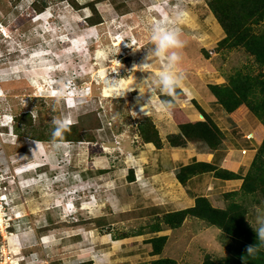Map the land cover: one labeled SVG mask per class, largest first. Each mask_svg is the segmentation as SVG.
Here are the masks:
<instances>
[{"label": "rangeland", "instance_id": "374dc122", "mask_svg": "<svg viewBox=\"0 0 264 264\" xmlns=\"http://www.w3.org/2000/svg\"><path fill=\"white\" fill-rule=\"evenodd\" d=\"M44 1L38 14L34 4L41 8ZM76 1L84 8L73 9L65 0H0V71L17 68L11 79L0 81V264H151L161 258L201 264L206 256H226L227 238L197 219L150 232L156 217L192 207L191 193L223 207V194L241 186V180L217 181L211 174L187 187L175 179L191 150L201 147L170 148L166 136L176 127L170 112L157 111L163 93L157 89L148 103L147 90L155 87L161 68L158 60L140 68L152 48V0H127L117 9L112 0ZM180 2L187 15L177 21L185 42L178 70L187 92L176 106L193 122L203 120L193 101L209 115L225 135L216 153L219 162L227 154L222 162L228 166H220L244 175L257 148L252 137L259 123L250 113L230 123L207 86L224 83L249 61L239 51H215L224 35L206 0ZM89 3L102 23L88 26ZM69 83L88 93L74 107L52 95ZM23 112L49 123L98 118L100 128L89 125L91 132L79 133L80 142L37 146L12 133V117ZM144 117L158 129L162 149L139 141L137 125ZM253 215L252 225L264 217L256 209ZM155 236L167 237L159 256L151 255Z\"/></svg>", "mask_w": 264, "mask_h": 264}, {"label": "trees", "instance_id": "16d2710c", "mask_svg": "<svg viewBox=\"0 0 264 264\" xmlns=\"http://www.w3.org/2000/svg\"><path fill=\"white\" fill-rule=\"evenodd\" d=\"M65 1L73 9L84 8L76 0ZM126 1L120 0V4H117V0H112L116 9L118 6H123ZM35 4L34 9L38 14L47 6L46 1L42 2L41 8L36 7ZM206 4L224 35L217 43L215 51L218 53L239 51L249 61L244 69L235 70L226 76L224 83L208 85L207 90L215 104L227 115L230 123L241 122L248 113L257 119L258 128L252 137L257 148L244 175L213 163L196 160L180 166L175 172V179L182 187H187L190 180L206 174H211L220 181L241 180V186L237 191L223 194L225 201L223 207L213 206L206 196L194 195L195 201L192 207L156 217L149 228L152 234H157L167 229L180 228L186 218L197 219L217 228L228 240L226 256L221 258L206 256L201 264H264V241L258 239L256 235L260 225L250 223L255 209L264 216V0H206ZM86 6L92 13L87 19L88 26L102 23L95 4L89 3ZM177 91L180 92L179 89ZM159 99L170 98L162 94ZM182 99H185V96L180 92L179 100ZM192 104L203 120L190 121L183 111L175 106L170 111V115L176 133L167 135L166 143L173 149H183L188 143H193L199 145L201 151L214 153L223 145L224 132L195 101ZM83 120L81 123L69 124L62 138H54L53 123L45 122L39 115L33 118L30 112H23L12 117L11 129L18 140L74 143L82 141L80 132H91L89 125L100 128L98 118L91 123ZM137 134L142 144H151L156 150L162 149L163 143L158 129L150 117L141 119L137 125ZM88 136L84 135L85 138L92 139ZM133 178L132 171L130 182ZM126 236L123 234L119 237L123 239ZM166 242V236L151 238V255L159 256ZM249 246H254V251L251 253L247 251ZM151 264L177 263L170 258H161L151 261Z\"/></svg>", "mask_w": 264, "mask_h": 264}, {"label": "clouds", "instance_id": "9594fccd", "mask_svg": "<svg viewBox=\"0 0 264 264\" xmlns=\"http://www.w3.org/2000/svg\"><path fill=\"white\" fill-rule=\"evenodd\" d=\"M149 11L154 14L149 29V39L152 48L147 52L145 62L140 68H150L152 63H147L148 60H158L161 63V68L155 75V87L147 90L151 93L148 103L156 97V91L159 89L160 92L170 99L159 100L157 98V111L170 112L175 108L176 103L179 102L180 92H187V88L184 85L186 77L178 70L182 59L180 50L185 47V42L181 38L182 31L177 23L181 17L187 15V12L181 7L180 0H177L176 3H173L172 0H152ZM89 31L92 30L89 29ZM80 39L83 40L85 37ZM16 72L17 68L15 67L0 71V81L11 79ZM143 84L140 86L141 94L144 93L141 91ZM178 89L180 92L177 91ZM87 94L86 91L76 89L71 83L63 85L58 91L52 93V95L64 99L70 107L83 103ZM2 96L3 91L0 90V97ZM70 123L71 121L68 119L53 120L55 127L52 131V136L54 138H62ZM36 144L39 146V142H36ZM257 223L260 226L256 235L258 239L264 241V217H258ZM247 251L249 253L253 252L254 246H249Z\"/></svg>", "mask_w": 264, "mask_h": 264}, {"label": "crops", "instance_id": "0c3cea01", "mask_svg": "<svg viewBox=\"0 0 264 264\" xmlns=\"http://www.w3.org/2000/svg\"><path fill=\"white\" fill-rule=\"evenodd\" d=\"M193 118H194V120H196L195 119V116H193ZM198 118H199V116H198ZM201 118V117H200ZM192 151V154H190V156H189V154L187 155V159H188V161L184 164V165H187V164H189V162L190 161H192V160H196L197 162H203V161H206V163H213V164H215L216 166H218V167H221V168H223L222 166H220L221 164H223V163H225V166H228V164L226 163V162H222L223 160H225V158H226V155L224 154L223 156H221L222 158H221V160H220V162H219V156L217 155V153L215 152V153H207V152H204V151H201V150H196V149H192L191 150ZM215 158L217 159V160H215ZM218 162H219V165H218ZM195 179V178H194ZM193 180V179H192ZM192 180H190V182L192 181ZM218 181V180H217ZM220 181V180H219ZM237 181H239V180H237ZM226 182H231V181H226ZM192 194V196H188L189 198H190V200H193V203H194V199L195 198H193L194 197V194L193 193H191ZM204 196H206V195H204ZM207 197V196H206ZM209 198V197H208ZM210 200V199H209Z\"/></svg>", "mask_w": 264, "mask_h": 264}, {"label": "water", "instance_id": "95a60500", "mask_svg": "<svg viewBox=\"0 0 264 264\" xmlns=\"http://www.w3.org/2000/svg\"><path fill=\"white\" fill-rule=\"evenodd\" d=\"M200 117L202 118V116L200 115Z\"/></svg>", "mask_w": 264, "mask_h": 264}]
</instances>
